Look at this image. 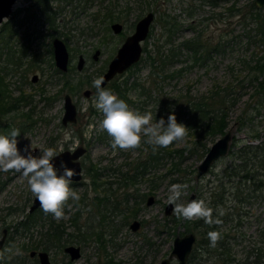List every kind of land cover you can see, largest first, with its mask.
I'll return each instance as SVG.
<instances>
[{
	"label": "rangeland",
	"instance_id": "374dc122",
	"mask_svg": "<svg viewBox=\"0 0 264 264\" xmlns=\"http://www.w3.org/2000/svg\"><path fill=\"white\" fill-rule=\"evenodd\" d=\"M253 1L216 0V3L212 4L208 0H87L85 2L81 0L82 10L78 7L73 9L78 0H71V5H65L63 12L56 19L55 30L57 32L55 34L66 39L72 60V71L68 79L72 84L80 82V90L69 91L67 89L61 92L62 80L56 81L50 77L49 55H43L45 56L44 61L40 63L44 76L35 71H29L25 75L28 59L24 60L19 73L6 75L5 82L8 84L11 98L19 96L20 93L31 96V104L23 105L19 110L6 112L1 116L4 128L10 125L11 128L20 129L28 125L24 131L20 132L18 148L22 150L25 145H29L33 155H40L45 147L59 152L61 148L70 149L78 140L79 145L87 148L86 153L80 158L84 167L94 166L96 171L102 172L100 181L113 182L108 185L104 183L94 189L85 168L82 172V184L71 188L82 198L79 200L80 203L77 205L76 202L69 200L68 205L71 207L65 206V216L59 221L49 214L50 219L55 224H63L67 232L73 231L70 220L75 212L79 213L78 224L84 228L87 225L91 226L89 230L92 235L88 242H82L84 244H82L81 257L71 264H104L108 259H112L115 264H158L159 261L167 258L174 238L188 232L183 224L174 229L173 207L169 214H165V206L168 204L167 189L175 183L187 185L181 197L183 202H188L190 195L194 194V200L204 199L213 209V217L222 221L219 225H208L201 220L198 227L200 235H197L195 230L190 231L196 239L205 237L207 240V234L203 233L206 230L219 232L221 243L228 249L223 255L229 258L228 264H251L255 255L254 249L263 252L264 240L261 238L264 237L262 234L264 231V169L256 167V156L251 154L246 156L247 164L256 167L253 172L257 174L259 181L263 182L261 189L252 192L251 195H248L251 183L240 181L238 176L225 175L226 169L242 163V160L236 157L238 154L235 151L238 147L244 144L264 145V86L259 94L256 92L258 88L254 80L256 76H258V81L264 79V20L255 15L256 11L260 10L261 16L264 17V6L252 8ZM111 2L118 5L115 15H118L120 9L131 10L129 13L120 15L119 21L123 20L121 23L124 28L119 35L113 34L110 27L107 30V21H103L102 18L97 21L93 20L95 12L103 11L102 7L105 8ZM29 5L28 0H17L13 5L12 13L23 11ZM52 5L62 6L61 3ZM190 8L193 11L192 16L188 15ZM147 11H152L155 18L150 27V35L142 42V47H145L146 51L142 53L137 67L119 74L114 78L113 83H121L126 78L129 84L139 81L145 85V89L151 92L153 98L177 99L178 103L185 108L189 107L184 102L186 98L210 103L224 98L225 89L230 90L231 93L225 97L226 102H221L220 105L224 104L228 112L227 130L232 127V138L236 142L232 148L234 153H228L227 156L218 159L208 173L198 179H195V174L196 166L202 159L200 157L201 148L197 155H190L188 150H185L181 164L183 172L179 174L166 173L170 161L179 159L177 154H173L172 157L163 158L162 164L151 169L150 173L145 175V179L138 180L134 184L129 181L124 184L122 173L129 169L138 155L141 156L139 149L114 151L109 135L106 138H100L107 132L93 130L90 127L102 118L101 114L90 115V109L95 108L94 97L96 95L92 82L102 76L103 70L123 42L124 37L132 32V24ZM162 14L178 26L169 41H167L168 27L159 21ZM14 17L16 19V16ZM14 21L11 19L7 24L12 27L15 24ZM33 28L43 33L38 43L43 42L44 49H47L49 38L46 34L50 30L39 22L38 24L35 22ZM89 28L92 29L91 32ZM23 31L24 28H20V33L13 39V44ZM193 37H198L202 45L211 48L203 64L192 65L191 52L180 47L181 42ZM38 45L35 44V47ZM96 49L100 50V54L97 60H94L92 54ZM170 52L174 53L173 58ZM79 54L86 59L85 66L80 72L75 69ZM159 54L162 57L168 55L169 61L164 64L160 61L151 62L150 58H156ZM3 59L4 55L0 57V65H4L5 60ZM261 69L263 72L260 71ZM178 70L180 73L174 76L169 75ZM34 74L38 75L36 82L31 81ZM104 88L109 89L107 86ZM85 89L92 91L90 98L83 97L82 92ZM64 93L71 95L79 113L77 123L67 127L61 125ZM55 95H57L56 99H52L51 97ZM42 96H49V101L42 100ZM129 96L135 102L141 100L135 89H130ZM85 104H87L86 110ZM2 105L0 103V106ZM147 105L142 111L134 104L128 106L141 114L151 113L154 122L159 120V118L156 119L157 106L152 102ZM173 108L175 110L176 106ZM239 117L242 118V123ZM65 132L72 133V141L63 142ZM220 136L218 134L208 139L201 137L199 142H205L206 146L210 147ZM197 140L198 138L190 132L187 133L185 141L175 142L173 148L180 149L186 145L190 147ZM142 149L141 145L140 150ZM157 176H163V178L156 179ZM9 177L11 180L6 181ZM151 178L153 181H149ZM1 182H4V185L0 191V210H3L0 211V217L3 218L0 219V236L4 228L9 227L12 230L13 226L26 218L34 197L21 173L0 171ZM112 192L115 195H112ZM211 192H222L223 202L214 204ZM126 193L128 201L123 202ZM96 195L108 196L113 202L114 197L117 198L118 207L121 210L112 211L111 202L104 204L101 210L100 207H98L99 210L93 205L91 207L92 198ZM149 195L154 197L151 205L146 204ZM4 208H12L13 212L7 214ZM14 208L19 209L15 212ZM220 211L224 212L223 216L219 215ZM134 219L140 221V228L135 232L129 228ZM195 221L198 220L189 221V223L194 224ZM37 230H40L39 223L34 226V232H36L32 236L33 239L29 234H20V236L18 234L13 237L17 233L14 235L12 233L11 238L14 239L5 244L0 252L14 246L19 248L23 254L13 255L5 252V259L0 260V264H8L14 260V256H18L14 263L19 264L23 255L27 256V263H30L31 260L28 257L30 249L25 251L24 248H28L40 239ZM185 230L187 232H184ZM99 232H102V248L95 240V234ZM249 251L254 255H249ZM48 252L53 264H61L64 258L61 250L49 248ZM214 253L202 252L201 257L204 261L201 264H221V260H216ZM68 260L66 258L64 264H68ZM174 261L176 260L172 258V262Z\"/></svg>",
	"mask_w": 264,
	"mask_h": 264
},
{
	"label": "flooded vegetation",
	"instance_id": "af4514ba",
	"mask_svg": "<svg viewBox=\"0 0 264 264\" xmlns=\"http://www.w3.org/2000/svg\"><path fill=\"white\" fill-rule=\"evenodd\" d=\"M17 1V0H16ZM15 1V2H16ZM28 1H30V5L29 6H27L26 8H25V10H23V11H20V12H16V13H12V8H13V5L15 4V2H14V4L12 5V7H11V11H10V14H9V16L8 17H5V18H3V20L1 21V23H0V25H1V29H0V44L1 45H3V47L1 48V50H0V57L2 56V55H4V59L3 60H5L4 61V65H0V77H2L3 79L2 80H0V103H2L3 105L2 106H0V135H9L10 134V132H11V130L13 129V128H11V126L10 125H8L7 127H5L4 128V124L2 123V121H1V116L4 114V113H6V112H11V111H17V110H19L23 105H27V104H31V96H26L25 94H19V96H16V97H14V98H11V96H10V92H9V90H8V84H7V82H5V77H6V75H8V74H17V73H19V69L22 67V65H23V63H24V60L25 59H28V61H27V63H28V68L26 69V72H25V75H27V73L29 72V71H35V72H40V74L42 75V76H44V70H42L41 69V67H40V63L42 62V61H44V58H45V56L46 55H49V68H50V77L51 78H53L54 80H56V81H59V80H62V86H61V92L62 91H64V90H69V91H79L80 90V87H81V84H79V83H77V84H72L71 83V81H70V79H68V76H69V74L71 73V71H72V68H71V62H72V60H71V58H70V53H69V46H68V44H67V42H66V39L65 38H61L60 37V35L59 34H55V32H57L55 29H56V19L58 18V16L63 12V10H64V6L65 5H71V0H53V1H51V6H52V10L54 11V10H56V11H59L57 14H56V17H55V20H54V28H50L49 27V25L46 23V22H44V20H43V18H40V19H38L35 15H34V12H35V10H36V8H35V3H36V1L37 0H28ZM75 1H77V0H75ZM85 1H87V0H84V2ZM89 1V0H88ZM53 3H61L62 4V6H59V7H56V6H53L52 4ZM78 3V4H77ZM81 4V0H78V2H76V5L73 7V9H76V7H78V8H80V9H82L83 10V6H81L80 5ZM81 7H80V6ZM110 4H107L105 7H107V6H109ZM116 5L117 4H115L114 2H111V6L114 8V10L116 11ZM117 7H118V5H117ZM60 9V10H59ZM79 9V10H80ZM105 8H103L102 7V10H104ZM33 13V15L31 16V17H28L27 16V12L28 13ZM152 13L153 14V20H152V22L154 21V18H155V14L152 12V11H147L145 14H143L142 16H140V17H138L137 19H136V21L132 24V32L130 33V34H128V35H126L125 37H124V39H123V42L121 43V45L124 43V41L126 40V38L127 37H129L131 34H133V32L135 31V26H136V24H137V22L141 19V18H143V17H145L148 13ZM95 13H97V12H95ZM122 14H126V13H123L122 12ZM122 14H119L118 13V15L120 16V15H122ZM115 15V14H114ZM14 16H16V19H15V17ZM31 20H30V19ZM15 20L14 22H15V24H14V26H9L7 23H8V21H10V20ZM121 19V16L120 17H118V18H115L114 20H108L107 21V25H106V27H107V30L109 29L108 27H110V29H111V31H112V33L113 34H115V35H119L120 33H122V31H123V28H124V26H123V24L121 23V21H123V20H121V21H119ZM5 21V22H4ZM37 23L38 24V22H39V24H41V23H43L44 25H46L47 26V28H48V30H50V32L49 33H47L46 34V37H48L49 38V42L47 43V49H44L45 48V46H44V43L42 42V43H38V40L40 39V37H41V34H43V33H39V31H35V29L33 28V26H34V23ZM152 22H151V24H152ZM3 23V24H2ZM114 24H119L120 26H121V30L118 32V33H116L114 30H113V28H112V26L114 25ZM151 24H150V27H151ZM13 27H14V29H13ZM150 27H149V32H150ZM20 28H24V31H23V33L20 35V37H19V39L18 40H16L15 41V44H13V39H15L16 38V36H17V34H19L20 32H19V30H20ZM8 30H11V31H8ZM148 32V35H147V37H146V39L148 38V36L150 35V33ZM11 33V37H10V40L8 39V35ZM83 34V33H82ZM65 37V36H64ZM1 38H3V43H4V41H6L7 42V40H8V42H7V44L5 45V44H2L1 42H2V39ZM55 38H59V39H61L63 42H64V44H65V46H66V48H67V51H68V53H69V57H68V64H67V69L66 70H60L57 66H56V64H55V60H54V52H53V41H54V39ZM146 39H144L143 41H145ZM51 40V41H50ZM142 41V42H143ZM142 42L140 43L141 44V48H142V52H141V56H142V53L143 52H145L146 50L144 49L145 47H142ZM35 44L36 45H38L37 47H35ZM120 45V46H121ZM120 46L117 48V50L120 48ZM9 50L10 51H12V52H14L15 53V60H17V61H19L20 60V64H12L11 62H9V61H7L6 60V57H7V52H9ZM23 50H26V54L25 55H21V51H23ZM117 50H116V52H115V54L117 53ZM96 52H98V54H97V56H96V58L94 57V55H95V53ZM99 54H100V50H98V49H96L94 52H93V54H92V58L94 59V60H97V58H98V56H99ZM115 54L113 55V57L115 56ZM43 55H45L44 57H43ZM80 56H82L83 57V59H84V63L82 64V67L80 68V69H78V60H79V57ZM141 56H140V58H139V61H140V59H141ZM112 57V58H113ZM112 58L110 59V61L112 60ZM110 61L108 62V64H107V66H106V68H105V70H103L104 72L102 73V76H103V74L107 71V69H108V65H109V63H110ZM139 61L137 62V63H135V64H133L131 67H129L128 69H130V68H134V66L136 65V64H139ZM85 62H86V59L84 58V56L82 55V54H79L78 55V57H77V61H76V65H75V69L77 70V71H82L83 70V68H84V66H85ZM127 69V70H128ZM126 70V71H127ZM125 72V71H124ZM119 74H117V75H115L106 85H104V86H102V87H108V85L114 80V78L116 77V76H118ZM101 76V77H102ZM35 78V79H34ZM37 79H38V75L37 74H34L32 77H31V81L32 82H36L37 81ZM46 83H47V80H46ZM48 83H50V82H48ZM4 88H5V90H4ZM86 91H89V94H88V96H85V92ZM43 92V91H42ZM59 94H60V92H59ZM58 94V95H59ZM42 95H44V93L42 94ZM82 95H83V97L84 98H90L91 97V95H92V91L90 90V89H85L83 92H82ZM66 96H68L69 98H70V100H71V103L75 106V109H76V120L74 121V122H67L66 124H63L62 123V118H63V116H64V113H65V99H66ZM55 97H57V95H55V96H52L51 98L52 99H56ZM49 99H50V97L49 96H42V100H44V101H49ZM135 101V100H134ZM136 103H138L137 101H136ZM130 105V104H129ZM134 105H136V104H134ZM138 105H139V103H138ZM137 106V105H136ZM63 114H62V117H61V125L62 126H64V127H67V126H71V125H74V124H76L77 123V121H78V115H79V113H78V109H77V106H76V104L73 102V100H72V97H71V95L69 94V93H64L63 94ZM145 107V106H144ZM144 107L143 108H141V109H139V107H138V109L140 110V111H142L143 109H144ZM30 112H32V110H30ZM101 113H99L95 108H91L90 109V115L91 116H95V115H100ZM28 116V115H27ZM27 125V124H26ZM26 125H24V126H22L20 129H19V131L20 132H22V131H24L27 127H28V125L26 126ZM107 133L105 134H103V136H100V138L101 139H103V138H106L107 137ZM111 138V137H110ZM55 139V138H54ZM112 139V138H111ZM144 139H146V138H142V142H143V140ZM233 139V138H232ZM142 146H143V144H141ZM78 147H83L84 149H85V152H84V154L86 153V151H87V148L85 147V146H83V145H78ZM78 147H76V148H78ZM65 148H67V147H65ZM75 148V149H76ZM139 149V152H140V155L142 156H139L138 155V157L136 158V160L133 162V164L132 165H130V167H129V169L128 170H126L125 172H123L122 174H125L127 171H128V173L129 174H132L133 172H134V164H135V162L139 159H143L145 156H146V154H145V152H144V146H143V149L142 150H140V147L138 148ZM64 151H69V149H65V150H63V152ZM143 151V153H141ZM62 153V152H61ZM83 154V155H84ZM82 155V156H83ZM81 156V157H82ZM81 157H79V159H78V161L80 162V164H81V179L80 180H78V181H71V183H70V188H75V187H77V186H79V185H81L82 183H81V180H82V176H83V169H85L86 168V172H87V170L88 171H91L92 169H95L94 168V166H90L89 168H87L86 166L84 167V165H83V163L80 161V158ZM240 164H242V163H240ZM214 165V164H213ZM212 165V166H213ZM256 165L258 166L257 168H260V169H262V167H260L259 165H258V163H257V160H256ZM211 169V168H210ZM114 170V169H113ZM113 170H111V171H113ZM98 172H99V170H97ZM150 172H149V170H148V172L146 173V175L147 174H149ZM89 175V174H88ZM90 176V175H89ZM121 176V175H120ZM126 176V175H125ZM121 176L122 177V179H123V181L122 182H124V184H126L125 182H130V183H132V184H134V183H137L138 182V180H141V178L139 177L137 180H134V178H133V176L131 175H129V177H131L132 179H129V178H127L128 176ZM257 176V174H255V184H258L259 185V187L255 190V191H257V190H260L261 189V182L259 181V179L256 177ZM101 177H102V172H100L99 173V176L97 177L98 178V180H97V187H100V186H102L104 183H106L105 181H104V183L102 182V181H100L101 180ZM163 178V176H157L156 177V179L158 178ZM90 178H91V176H90ZM146 177H143L142 179H145ZM11 180V178L9 177L6 181H10ZM92 178H91V184H92V187L94 188V185H93V183H92ZM153 181V179L151 178L149 181ZM121 182V183H122ZM110 183H113L112 181H107V185L108 184H110ZM247 183H251L250 185H249V187L251 188L250 190H249V193H248V195H251V193L252 192H254L253 191V184H252V182L251 181H249V182H247ZM128 184V183H127ZM3 185H4V182H1L0 183V191H1V189H2V187H3ZM96 187V188H97ZM112 195H115L114 194V192H112ZM150 196H152V195H149V196H147V199L150 197ZM153 197V196H152ZM33 199H34V197L32 198V201H31V204H30V206H29V209H28V213H27V215H26V218H24L23 220H21L20 222H18L15 226H13V228L14 229H12L11 230V228H9V227H6V228H4L3 230H2V233H1V236H0V250H1V248H3V246L5 245V244H8L9 243V241L10 240H13L14 238L13 237H16L18 234H19V236H20V234H22V235H28L29 234V236H30V238H32L33 239V235H34V233L36 232H34V226H36L37 225V223H39L40 224V230H37V232L39 233V235H40V239L36 242V243H34L33 245H31V246H29L28 248H24V250L26 251V250H28V249H30L29 250V252H28V257L30 258V260H31V262L30 263H27V256H25V255H23V256H21V258H20V261L18 262L19 264H41V261H40V258H39V256H38V254L39 253H46L47 254V260H48V263L49 264H53V262L51 261V258H50V254H49V252H48V250H49V248H56L57 250H61L62 252H63V257L65 258H63L62 259V262H61V264H64V262L66 261V258H68L69 260L67 261L68 262V264H71L72 262H74L75 260H78L80 257H81V249H82V244H84V243H82V242H88L89 241V238H90V236L92 235V233H91V230H89V227H91L90 225H87V227L86 228H84V227H82L80 224H77V225H73V231L72 232H67L66 231V227L63 225V224H55L51 219H50V216H49V214H45L43 211H42V209H41V207L40 206H38L37 208H35V209H33V210H30V208H31V206L33 205ZM112 199H113V196H112ZM114 202L113 201H111L110 200V198H108V196H94L93 198H92V203L90 204V206L92 207V205H93V207H97V206H99L100 207V210H101V207L102 208H104V204H107V203H112V205H111V210L112 211H120L121 210V208H119L118 207V205H119V201H117V198H115L114 197ZM128 201V194L126 193L125 194V196H124V199H123V202H127ZM153 201H154V197H153ZM153 203V202H152ZM151 203V204H152ZM146 204H147V200H146ZM150 204V205H151ZM95 205V206H94ZM118 207L117 209H116V207ZM166 207V206H165ZM173 207V206H172ZM18 209L19 208H14V211L16 212V211H18ZM171 210H172V208H171ZM0 211H3V210H0ZM4 211H5V213H7V214H10L11 212H13V209L12 208H4ZM39 213H44V216H43V218L42 219H39L37 222L35 221V218H37V216H38V214ZM6 215V214H5ZM45 215H47L48 217H45ZM2 217V216H1ZM0 217V219L2 220L3 218H1ZM41 221V222H40ZM45 221H47V223L45 224ZM134 221H138V220H136V219H134L131 223H130V225H129V228L132 230V231H137L139 228H140V221H138L139 222V226H138V228L136 229V230H133L132 228H131V224L134 222ZM52 223L51 225H52V229L51 230H48L49 229V223ZM25 223H27L26 224V226H24L25 225ZM13 225V224H12ZM26 227V230H24V228ZM76 227H78V229L76 228ZM19 229H21L20 231H19ZM54 229H56V231H57V233L58 234H56L53 230ZM175 229V228H174ZM209 229V228H208ZM215 229V228H214ZM10 230H11V232H10ZM194 230L197 232V235H200V233L198 232V226H196L195 228H194ZM161 231V230H160ZM206 232V233H205ZM205 232H203L204 234H207L208 233V230H206ZM12 233H13V235L15 234V233H17L15 236H13L12 238H11V235H12ZM26 233V234H25ZM54 236H56V237H54ZM95 240L96 241H98L99 242V247L100 248H102L103 247V239H102V232H99V233H97V234H95ZM261 240H262V238H261ZM207 242V243H206ZM222 241L221 240H219L218 242H217V244H216V246L215 247H211V248H208V247H210L209 246V240L207 239L206 240V238L205 237H203V238H195V241H194V243H193V246H192V250H191V253H190V255L188 256V259H187V262H186V264L188 263V262H191L192 264H201V263H203V261H204V259L201 257V255H202V252H204V253H206V254H212V252H215L214 254L216 255V260H221V264H228L229 263V258L227 257V256H223V255H225L226 254V251L228 250L226 247H224V245L221 243ZM205 243V244H204ZM194 244H196V245H194ZM70 246H74V247H77L79 250H78V252H79V255H78V257L77 258H74V259H71V255H70V253L69 252H67L66 251V248H68V247H70ZM204 248V249H203ZM201 250V252H199ZM251 250H253V249H251ZM254 251H255V255L253 254V252H251V251H249V255L251 254V255H254L253 257V260L250 262L251 264H264L263 262L264 261H262V251H258V249H254ZM31 252H34V255H31ZM104 254L105 255H107V253L106 252H104ZM18 258V256H14V260L15 259H17ZM14 260H12V261H10L8 264H16V263H14ZM206 260V259H205ZM172 261V260H171ZM7 262V261H6ZM160 262V261H159ZM158 262V263H159ZM4 264V263H3ZM104 264H115V263H113V261H112V259H108V260H106V262L104 263Z\"/></svg>",
	"mask_w": 264,
	"mask_h": 264
},
{
	"label": "clouds",
	"instance_id": "9594fccd",
	"mask_svg": "<svg viewBox=\"0 0 264 264\" xmlns=\"http://www.w3.org/2000/svg\"><path fill=\"white\" fill-rule=\"evenodd\" d=\"M92 83L96 89L94 107L101 113L102 118L90 127L93 130L106 131L112 138L110 143L114 151L137 149L141 146L142 138H146L143 142L151 145L154 151L157 148H167L174 142L185 141L187 128L177 121L174 110L169 112L166 118L161 116L154 122L151 113L141 114L132 110L110 89L102 87L103 77L94 79ZM19 136L18 128H13L9 135H0V171L21 173L42 211L59 221L65 216L64 209L68 201L80 200V195L70 188L72 177L79 173L68 167L63 160L60 161L59 169L54 165V158L63 152V148L58 152L45 147L40 155H33L29 145H25L22 150L18 148ZM72 140L71 132L63 134V142ZM78 145L79 141L76 140L69 149L70 153L74 152ZM186 187L187 185L175 183L167 189V203L173 206V214L188 221L203 220L208 225L221 224L219 218L213 217V209L204 199L186 203L181 200ZM219 215L223 216L224 212L220 211ZM207 238L209 246L215 247L221 235L217 231H209ZM5 252L13 255L23 254L19 248L12 246L0 252V260L5 259Z\"/></svg>",
	"mask_w": 264,
	"mask_h": 264
},
{
	"label": "trees",
	"instance_id": "16d2710c",
	"mask_svg": "<svg viewBox=\"0 0 264 264\" xmlns=\"http://www.w3.org/2000/svg\"><path fill=\"white\" fill-rule=\"evenodd\" d=\"M51 1L53 0H37L35 3V12L34 15L40 19L43 18L44 22H46L50 28H54V20L56 17V14L59 11L56 10H52V6H51ZM210 3L215 4L216 0H208ZM252 8H255L256 6L254 5V1L251 3ZM117 7V5H116ZM60 10V9H59ZM131 10L128 8H125L124 10L120 9L118 10L119 14L123 13H129ZM30 12V11H29ZM115 10L114 8L111 6V4L107 7H105V9L103 11H99L97 13L94 14L93 20L97 21L99 20V18H102L103 21H112L115 18L120 17L119 15H114ZM33 15V13H28L27 12V16L31 17ZM188 15L192 16L193 15V11L192 8H190V10L188 11ZM257 17L262 18L264 20V17L261 16V11L257 10L256 14ZM30 19V18H29ZM31 20V19H30ZM159 21L162 23V25L168 27L167 31H168V40L171 38L172 35H174V33L177 31L178 26L175 24V22L173 21H169V19L165 16V15H161L159 17ZM90 29V28H89ZM11 31V30H8ZM89 31V30H88ZM92 31V29H90V32ZM11 37V33L8 35V39L10 40ZM2 39V44H7L6 41H4L3 43V38ZM3 47V45L0 44V50ZM180 47L184 48L187 51L191 52V57L193 59V63L192 65L195 64H203L205 62V60H207L210 52H211V48L204 46L201 44V41L199 40L198 37H193L190 39H187L183 42L180 43ZM145 49V48H144ZM21 55H25L26 54V50L21 51ZM171 53V52H170ZM172 54V58L174 53ZM149 57V56H148ZM169 56L165 55V56H161L159 54L158 57L154 58L151 57L150 59L152 60L151 62H155V61H160L161 63H165L167 61H169ZM264 59V58H263ZM6 60L11 62L12 64H20V60L17 61L15 60V53L10 51L7 52V57ZM172 61V59L170 60ZM138 64H136L134 67H137ZM260 68V67H259ZM263 69H261L260 71H262ZM180 73V71H176L173 74H169V75H176ZM3 78L0 77V80H2ZM258 76L255 77L254 80H256L257 86L256 88V92H259L262 90L263 86H264V79L258 81ZM145 85L143 83H139V81H134V82H128L127 78L124 79L121 83H113V81L108 85V88L115 92L116 95L118 96V98L124 100L128 105L129 104H136L137 107H139V109L143 108L144 106H148L147 104L149 102L154 103L157 106V111H158V115L157 118H160L161 116H167V114L171 111L174 110V106H176V109L174 110V113L177 117V121L181 122L183 121V124L186 126L187 128V133L191 132V135H194L195 138H198L197 141H194L192 146L188 147L185 146L184 148H173V143L172 145H170L167 148H157L155 151L153 150V147L151 145H148L146 143L143 142V146H144V152L146 154V156L143 159H138L135 164H134V172L132 174H129L128 171L125 174H122V176H128L127 178L132 179L131 177H129V175L133 176L134 180H137L139 177L142 179L143 177H145L146 173L150 172L151 169H154L158 166H160L162 164V159L166 158V157H172L173 154H177L179 159L177 160V158L174 161H170V166L168 168V171L166 172L167 174L169 173H181L183 172V170L181 169V164H182V157H184L183 153L185 152V150H188V153L190 155L192 154H198V150L199 148H201L202 150V154H201V158H203V156L206 154V152L208 151L209 147L206 146L205 142H199L201 137H204L208 139L211 137H215L218 134L222 135L226 132L228 125H229V120H228V112L226 111V106L220 105L221 102H226L225 97L230 93L229 91H224V98H220V99H216L213 102H204V101H194L192 98H186L184 100V102L186 104L189 105V107H182L181 104L178 103V100H167V99H162L159 97L153 98L151 95V92L148 89L144 88ZM231 87V86H230ZM130 89H135L137 90V93L139 94V99L136 103L134 100H131L130 96H129V91ZM260 89V90H259ZM5 90V88H4ZM143 97V99H142ZM213 103V104H212ZM240 123L243 122L242 118L239 117ZM235 139H232L231 142V147H230V151L229 154H233V150L232 148L235 146ZM238 152V153H237ZM236 154H238L236 157L238 159L242 160V164H238V165H234L232 166L230 169H226L225 171V175H227L228 177H239L240 181H244V182H249L251 181L253 184V191H255L259 185L255 184V173L253 172L254 168L258 167L256 165L255 166H249L247 164L246 161V156L247 155H253L257 157V163L260 167H262V169H264V145H251V144H244L240 147H238L235 151ZM88 174L91 176L92 183L94 185V189H96L97 187V180H98V176L99 173L98 171H96L95 169H92L91 171H88ZM125 176V177H126ZM152 181V180H151ZM263 182L261 181V186H262ZM212 193V199H213V203H222V192L217 193V192H211ZM82 198H80L81 200ZM77 205L80 203L79 201L76 202ZM95 206V205H94ZM99 206H97V209ZM116 207V206H115ZM118 207H116L117 209ZM119 209V208H118ZM44 216V213H39L37 218H35V221L37 222L39 219H42ZM45 217H48L47 215H45ZM79 217V213L75 212V214L72 216L70 222L72 225H77L78 224V218ZM174 223H173V227L176 228L178 225L183 224V226H186V230L192 231L194 230V228L196 226L199 227V225L201 224V220L195 221L194 224L193 222H190L188 220H185L183 218H177L175 216V218L173 219ZM27 223H25L24 226H26ZM52 223H49V229H52ZM78 229V227H76ZM24 230H26V227L24 228ZM185 230V231H186ZM56 234L57 231L56 229L53 230ZM186 231V232H187ZM263 236H264V231H263ZM56 237V236H54ZM262 240H264V237L262 238ZM149 242V241H148ZM207 243V242H206ZM150 244V242H149ZM205 244V243H204ZM262 258H264V250L262 252ZM264 263V262H263Z\"/></svg>",
	"mask_w": 264,
	"mask_h": 264
},
{
	"label": "water",
	"instance_id": "95a60500",
	"mask_svg": "<svg viewBox=\"0 0 264 264\" xmlns=\"http://www.w3.org/2000/svg\"><path fill=\"white\" fill-rule=\"evenodd\" d=\"M16 0H0V23L3 18L8 17L11 11V7ZM256 7L260 8L264 6V0H254ZM153 20V14L150 12L145 17L141 18L136 26L135 31L129 37L126 38L124 43L117 50V53L112 58L108 65L107 71L103 74V84L106 85L115 75L121 74L126 71L129 67L139 61L141 56L142 48L141 42L146 39L150 24ZM113 30L118 33L121 30L119 24H114L112 26ZM53 52L54 60L56 66L60 70H66L68 64L69 53L64 42L55 38L53 41ZM98 52L95 53L94 57L96 58ZM84 59L82 56L78 60V69L82 67ZM35 79V78H34ZM85 96H88L89 91H86ZM76 120V109L75 106L71 103V100L68 96L65 99V113L62 118V123L66 124L67 122H74ZM232 142V127L226 130L215 142L209 147L208 151L204 157L200 160L196 166L195 179L208 173L212 165L220 158L228 155ZM85 152L83 147H78L74 152L64 151L60 153L59 156L55 157L53 160L54 165L59 169L60 161L63 160L66 165L70 168L76 170L77 175L72 177V181H78L81 179V164L78 161ZM59 174V173H58ZM194 200V194H191L189 201ZM153 202V197L150 196L147 199V205H150ZM40 206L38 200L34 197L33 205L30 210H33ZM172 205L167 204L165 207V214H169L171 211ZM139 226L138 221H134L131 224V228L136 230ZM195 241V235L193 233H186L182 236L177 235L173 240V245L171 252L167 258L162 259L158 264H186L188 256L191 253L193 243ZM78 248L70 246L66 248V251L70 253L71 259L77 258L79 255ZM31 255H34V252H31ZM41 264H49L47 260L46 253L38 254ZM172 258L176 261L172 262Z\"/></svg>",
	"mask_w": 264,
	"mask_h": 264
}]
</instances>
